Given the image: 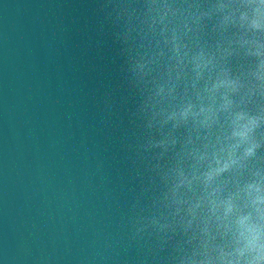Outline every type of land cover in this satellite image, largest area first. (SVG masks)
I'll list each match as a JSON object with an SVG mask.
<instances>
[{
	"label": "clouds",
	"instance_id": "clouds-1",
	"mask_svg": "<svg viewBox=\"0 0 264 264\" xmlns=\"http://www.w3.org/2000/svg\"><path fill=\"white\" fill-rule=\"evenodd\" d=\"M98 2L131 103L132 264H264V0Z\"/></svg>",
	"mask_w": 264,
	"mask_h": 264
},
{
	"label": "water",
	"instance_id": "water-1",
	"mask_svg": "<svg viewBox=\"0 0 264 264\" xmlns=\"http://www.w3.org/2000/svg\"><path fill=\"white\" fill-rule=\"evenodd\" d=\"M98 0H0V257L132 264L139 192Z\"/></svg>",
	"mask_w": 264,
	"mask_h": 264
}]
</instances>
